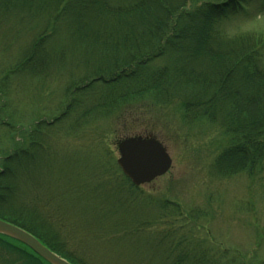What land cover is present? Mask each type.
Here are the masks:
<instances>
[{"label": "trees", "instance_id": "1", "mask_svg": "<svg viewBox=\"0 0 264 264\" xmlns=\"http://www.w3.org/2000/svg\"><path fill=\"white\" fill-rule=\"evenodd\" d=\"M254 1L0 0V29L7 21L14 31L24 24L28 35L14 66L0 81V129L16 146L6 154L0 149V218L18 216L4 211L14 206L37 207L35 198L34 203H26L18 194L20 181L31 171L33 175L50 171L52 158L46 151L54 150L50 136L54 126L66 129L62 136L69 137L107 117L119 120L124 106L145 97L158 105L177 101L186 122L206 120L224 131L230 143L214 160V176L264 173V39L256 35L226 38L218 29L221 21L244 12ZM47 66L85 67L82 75L70 72L65 77L63 112L29 131L10 109L8 79L23 73L45 79L50 76ZM103 156L98 155L94 176L100 181L105 176L114 178L129 195H135L137 188L112 164L113 158L106 161ZM56 173V180L61 179L60 170ZM55 195L43 200L57 205L61 194ZM77 196L85 198L82 193ZM165 205L168 202L161 208ZM133 213L115 222L126 220L129 230L136 232L140 220L131 219ZM47 230L43 238L51 249L71 264H84L66 243L57 246V228ZM31 231L40 235L36 228ZM123 231H114L111 237ZM184 256L165 264L207 262L193 255L189 263Z\"/></svg>", "mask_w": 264, "mask_h": 264}, {"label": "rangeland", "instance_id": "2", "mask_svg": "<svg viewBox=\"0 0 264 264\" xmlns=\"http://www.w3.org/2000/svg\"><path fill=\"white\" fill-rule=\"evenodd\" d=\"M218 29L226 38L256 35L264 39V0L221 21ZM14 30L8 21L0 29V81L14 66L20 44L28 36L24 24ZM20 30L21 37L14 39ZM84 67L47 66L50 76L45 79L28 73L12 75L8 103L13 116L21 118L29 131L39 122L58 117L67 103L65 77L70 72L82 75ZM130 104L121 109L119 120L107 117L69 137L62 136L66 129L54 126L50 133L54 150L46 151L52 158L50 171L45 175L31 171L20 181L18 194L26 203H34L35 198L37 207L14 206L4 211L17 213L25 222L36 212L40 218L33 219L38 224L49 223L50 218L52 229L58 230L56 239L84 264H165L184 255L189 263L196 255L206 259L205 264H264V173L214 176V160L230 143L221 128L206 120L186 122L177 101L158 105L145 97ZM3 131L0 149L6 154L16 146ZM133 136L156 139L170 157L171 167L129 195L114 178L103 175L100 181L94 173L98 155L104 153L102 158L112 157L117 168L116 145ZM58 170L62 177L56 180ZM96 186L99 192L89 193ZM55 193L61 194L57 205L45 203L43 199L56 197ZM80 193L85 198L78 197ZM164 202L168 205L161 208ZM132 213L131 219L140 220L136 232L129 230L126 220L115 222ZM119 229L124 231L111 237Z\"/></svg>", "mask_w": 264, "mask_h": 264}, {"label": "water", "instance_id": "3", "mask_svg": "<svg viewBox=\"0 0 264 264\" xmlns=\"http://www.w3.org/2000/svg\"><path fill=\"white\" fill-rule=\"evenodd\" d=\"M116 165L135 187L149 184L165 175L171 167V159L164 147L154 138L133 136L120 140L117 145ZM133 166L136 171H132ZM0 233L28 246L50 264H69L38 243L30 234L0 220Z\"/></svg>", "mask_w": 264, "mask_h": 264}, {"label": "flooded vegetation", "instance_id": "4", "mask_svg": "<svg viewBox=\"0 0 264 264\" xmlns=\"http://www.w3.org/2000/svg\"><path fill=\"white\" fill-rule=\"evenodd\" d=\"M25 211H28L30 213L32 209L25 208ZM35 218L38 217L36 216L34 217V219ZM0 220L30 234L38 241L40 245L48 249L57 257L65 260L57 251L51 249L48 245L47 240L43 238L48 233L47 229L51 228V225L49 223H43V222L39 224L33 223L32 215L31 217L29 216V222H25V219L22 216H15L13 219L0 218ZM32 228H36L37 230H40V235L32 232L31 231ZM62 245H63V241L57 239V246L60 248L62 247ZM0 264H50V263L44 260L39 255H37L36 253H34L25 244L21 243L20 241L10 236L0 233Z\"/></svg>", "mask_w": 264, "mask_h": 264}, {"label": "snow or ice", "instance_id": "5", "mask_svg": "<svg viewBox=\"0 0 264 264\" xmlns=\"http://www.w3.org/2000/svg\"><path fill=\"white\" fill-rule=\"evenodd\" d=\"M137 169H136V167L135 166H133V168H132V171H136Z\"/></svg>", "mask_w": 264, "mask_h": 264}]
</instances>
